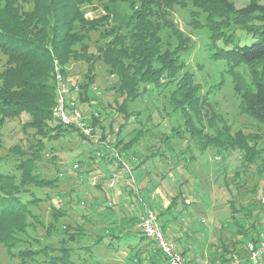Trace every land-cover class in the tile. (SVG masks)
Here are the masks:
<instances>
[{
	"label": "trees",
	"instance_id": "1",
	"mask_svg": "<svg viewBox=\"0 0 264 264\" xmlns=\"http://www.w3.org/2000/svg\"><path fill=\"white\" fill-rule=\"evenodd\" d=\"M95 2H98L104 13L98 17H87L86 5ZM186 2L187 0H0V51L7 56L3 66L0 64V126L7 118L28 113L31 117L25 125L35 128L34 140L27 149L15 144L6 157H0L1 161L7 162H10V155L17 157L16 162L10 164L13 165V171L0 172V243L5 245L11 257H18L25 264H106L95 253V246L102 244L116 250L125 248V261L129 264H169L154 241L138 227V212L133 206L138 199L128 186L124 189V194L133 202V209L129 210V215H124V208L120 217L107 202L111 215H105L104 211L100 215L108 219L109 225L103 227L94 239L90 237L83 240L88 237L84 227L70 223L63 224L58 233L60 237L56 240H42L31 233V227L44 224L33 208L43 200L50 199L51 192L45 189L55 187L60 179L59 175L48 177L39 170L38 163L43 160L44 151L49 150L50 160L57 163L59 155L51 143L61 137H71L68 133L73 132L78 133L83 141L91 143L95 154L90 155L91 161L99 149L77 127L60 123L53 116L57 98L56 60L59 61L68 84H78L79 99L98 109L99 116L92 119L93 125L102 129L103 138L106 139L109 135L114 138L112 143L126 154L133 153V145L146 134L142 127H129L133 119L131 117L139 112L130 111L128 105L152 85L167 87L175 107L182 109L184 115L188 114L182 125L173 127L169 134L161 135L166 147L161 146L156 150L152 148L153 151L146 154L134 170H138L147 161V157L160 156L167 161V154L173 155L175 152L172 144L175 136L184 139L189 136V139L184 147H180L183 148L178 151L181 154L173 161H182V154L191 151L193 142L203 150L210 145L218 148L236 147L244 152V156L250 161L247 163H256L255 157L264 152V146L259 147L256 143L257 135L246 134L241 130L230 131L226 124L224 128L215 127V134L206 130L202 112L208 103V97L202 93L198 95L201 85L195 81L194 74L185 68L184 55L192 48L190 37L169 17V10L175 4L185 6ZM192 2L195 9L188 15V25L207 28L212 57L223 59L227 70L235 75V91L240 98V110L264 122V0H241L240 4L237 0ZM163 27L170 30L167 38L162 35ZM96 33L98 36L92 44V36ZM74 61L87 64L79 81L71 76L70 65ZM101 62L106 65V71L113 80V94L117 92L113 101H103L99 96L100 92L98 93L100 89L94 83ZM243 64L251 71V79L238 70ZM165 77L167 79L164 81ZM93 85L98 90L93 89ZM109 108L112 118L106 122L103 115L105 109ZM209 122L210 125H215L211 119ZM127 135H131L128 140ZM252 140L255 141L254 144L251 143ZM132 156L136 158L135 153ZM78 161L83 166L84 162ZM178 165L177 162L176 166ZM70 169L75 171L77 182L80 178L84 180V175L89 171L74 169L73 165ZM61 172L63 171L60 174ZM141 177L144 178V175ZM228 178L225 174V187L232 186L227 181ZM97 186L102 188L103 184L98 183ZM156 187L159 184H144L143 199L146 202L151 201L149 195ZM236 188L242 190L246 187ZM255 189H251L253 194L246 198L250 211L245 212L249 218L254 215L255 218L247 219L248 226L239 224L241 228H238L244 236L253 234L250 239L264 235V202L257 197L259 192L254 194ZM262 189L264 191V187ZM182 193L183 191L171 195L167 207L160 205L162 210L158 212L159 219L168 239L172 233V223L180 219L177 207ZM183 198L187 199L186 194ZM123 200L129 207L128 200ZM80 203L79 198L76 204ZM175 209L177 212L173 211ZM172 211L174 215L169 217ZM67 215L69 213L65 208L54 206L53 216L56 221ZM129 222L134 227L127 226ZM52 227L53 225L50 231L46 229L51 235L54 233ZM235 241V247L222 246V254L215 261L212 260V264H216V261L225 263L232 251H243L246 241L242 240V244L239 239Z\"/></svg>",
	"mask_w": 264,
	"mask_h": 264
},
{
	"label": "rangeland",
	"instance_id": "2",
	"mask_svg": "<svg viewBox=\"0 0 264 264\" xmlns=\"http://www.w3.org/2000/svg\"><path fill=\"white\" fill-rule=\"evenodd\" d=\"M237 2L240 4L241 0H237ZM97 3L86 5L87 17H98L104 13V10ZM194 9L195 5L192 0H187L185 6L175 4L169 10V17L190 37L192 48L184 55L185 68L194 74L195 81L201 85V88L198 89L200 90L198 95L202 93L208 97V103L205 104L202 112L206 130L215 134L217 133V129L226 127L224 125L226 124L230 127V131L241 130L246 134L257 135L255 138L257 140L256 143L259 147H263L264 122L258 121L240 110V98L235 91V75L227 70V64L223 59H214L212 57L209 49L207 28L204 26L194 27L188 25L190 11ZM162 35L164 38L169 37L170 30L167 27H163ZM97 36L98 33L93 34L92 44L95 43ZM171 39L172 41L174 40L172 35ZM6 60L7 56L0 51V64L3 66ZM86 66L87 64L82 61L71 62V76L75 78V81H79L83 77V73L87 68ZM238 70L244 73L248 79H251L252 74L247 65L243 64ZM97 72L94 83L100 89L99 96L103 98V101H113L117 92L113 94V90L111 89L113 80L108 75L106 65L103 62L99 63ZM166 79L165 77L163 80L165 81ZM91 106L92 108L94 107L93 105ZM128 108L130 111L139 112L138 115L131 117L133 119L129 127H142L146 133L131 149L137 158L136 163V159L130 161L133 165L137 164L146 154L150 153L152 148L154 150L161 146L165 148L166 146H164L161 135L163 133L169 134L173 127L182 125L187 119L186 115H188L187 113L184 115L181 112L183 111L182 109L175 107L169 96V89L165 86L158 88L152 85L140 97L131 101ZM110 113V108L105 109L103 118L106 120L104 121L109 122L111 120L112 116ZM30 117V114L23 113L20 117L7 118L0 126V157H6L10 152V148L15 144L21 145L24 149L28 148L29 144L34 140L35 135V128L25 125V122ZM210 119L214 122V126L210 125ZM105 124L107 127L108 124ZM96 131L97 135H101L102 129L99 128L97 130L96 128ZM68 134L71 137H61L51 143L55 146L56 153L59 155L57 163L50 160L49 150L48 152L44 151V158L38 163L39 170L45 176H60L58 184L55 187L45 189V191L51 192L50 199L43 200L39 206L33 208L41 216L44 224H37L36 228L31 227L30 230L32 234L40 237L42 240L58 239L60 237L58 233L63 228L64 223L82 225L88 235L83 240H88L90 237L94 239L101 232V229H104L103 227L109 225L108 219H105L100 214L102 211L106 213L105 215L112 212L106 206L110 198L113 197L115 200L112 207L113 210H116V214L121 217L122 210L125 208L126 212H124V215H129V210L133 209L131 208L133 202H130L128 200L129 197L125 196L124 189L127 188L126 186L137 187L140 185V183H137L133 186L128 178L124 179L123 186L121 187V194L123 196L121 195V197L126 201L128 200L129 207H127L124 200L121 201L117 195L112 196L111 188L105 186L104 183H107V176L104 174L107 170L104 168L103 163L99 164L101 162L100 157L96 154V157L92 161L90 160V155L94 154L91 143L86 140L83 141L76 132ZM131 135H127V140ZM187 137L189 139V136ZM109 138L110 140L114 139L110 135ZM187 139L178 136L172 139V144L175 146V155L183 149L180 147L185 145ZM251 143L254 144L255 141L252 140ZM196 144L193 142L191 151L183 153L188 157L190 153H198L199 160L203 163V168L196 171L195 175H190L188 172H185L184 168L175 166L177 162H180L179 160L167 162L160 157L162 168L155 165L153 157H147L149 162L148 168L152 169V172L150 178L145 176L144 179L149 186L152 185V182L159 184L162 191L156 195H149L151 197V206L158 212L162 210V206L158 208L157 204L162 203L163 200L161 198L163 193L166 198H171V195L183 191L178 200L177 207L180 210V219L172 223L170 239L176 242L178 250L184 254L190 264H196V261L205 264L206 260L210 263L222 254V246L224 248L226 246L229 248L235 247L237 246L235 240L239 239L241 241L240 244H242L243 241H247L248 238L250 239L253 236V234L244 236L238 228H241L239 224H246L248 226L247 219L255 218V215L249 218V215L245 213L247 210L250 211L246 198L253 194L251 189L256 188L254 194L259 192L257 194L259 199L261 198L262 200L264 197L262 189L264 187V152L259 153L255 157L257 158L256 163H247L248 160L244 156V152L236 147L234 149L218 148L210 145L203 150ZM133 153L129 152L130 155ZM129 158L132 159V156L127 157V159ZM8 159L10 162L0 160V172L13 171V165L10 164H14L17 157L10 155ZM76 160L84 162L83 166H80L81 169L84 171L89 170L84 175V182L81 178L77 182L75 171L70 169ZM60 171L63 172L60 174ZM140 173L141 171L137 173L134 171L135 178L140 176ZM225 174L229 176L227 181L232 185L231 187H225ZM91 175H97L98 183L103 184L102 188L90 183L89 176ZM187 176L188 179H186V182H183L182 179ZM236 187L246 188L238 190ZM60 191L68 193V195H63L64 193L59 194ZM194 192L197 195L199 194V196L195 195ZM185 194L187 199H190L189 201L187 199L184 200L183 196ZM201 194L204 195L202 199ZM79 198L81 206L76 204ZM166 198L163 197L165 202L168 203V199ZM69 200L71 202H68ZM157 201L159 202L156 204ZM55 205L65 208L69 215L63 216L61 220L56 221L53 216ZM133 206L136 210L140 211L141 208L137 206V201ZM173 211L177 212L176 209ZM173 211L170 212L169 217L174 215ZM52 225L54 235H51L46 230L49 229L50 231ZM46 226L49 227L47 228ZM127 226L134 227L131 222ZM261 237L264 238V235L262 234ZM124 249L116 250L99 244L95 246V253L106 264H129L125 261L126 254ZM130 263L133 264L132 262ZM0 264L25 263H22L18 257H11L5 245L0 243Z\"/></svg>",
	"mask_w": 264,
	"mask_h": 264
},
{
	"label": "built area",
	"instance_id": "3",
	"mask_svg": "<svg viewBox=\"0 0 264 264\" xmlns=\"http://www.w3.org/2000/svg\"><path fill=\"white\" fill-rule=\"evenodd\" d=\"M56 70L57 98L56 104L53 107V116L55 119L65 125H74L87 137L92 139L98 145L99 149L96 151V154L101 160L110 159L112 163L114 161L109 173L106 175V184L109 188L116 189L121 193V187L123 186L125 178H128L133 186L136 185L137 178L134 176V166L130 163L135 158L120 150L119 147H116L109 136L105 139L103 138V133L101 135L96 134V128L98 130L100 127L94 126L92 119L95 116H99L98 109L92 108L90 104L79 99L78 92L80 89L78 84L72 83L73 86L68 84L61 72L58 60H56ZM93 89L98 90L95 85H93ZM130 156H132V159H127ZM72 165L74 169H79L81 166L78 160ZM96 176H89V181L93 185L98 184ZM129 188L137 195V206L141 207L140 211H137L139 225L144 234L154 241L166 256L169 264H190L184 254L178 250L176 242L168 239L166 236L159 219L158 211L151 206L150 202H146L143 199V194L139 186ZM262 200L264 202V197ZM114 201L113 197H111L108 201L109 205H113ZM228 257V260L223 264H264V238L248 239L244 244L243 251H232Z\"/></svg>",
	"mask_w": 264,
	"mask_h": 264
},
{
	"label": "crops",
	"instance_id": "4",
	"mask_svg": "<svg viewBox=\"0 0 264 264\" xmlns=\"http://www.w3.org/2000/svg\"><path fill=\"white\" fill-rule=\"evenodd\" d=\"M168 152V151H167ZM179 154H181V153H177L176 155L175 154H173V155H175V156H173V157H171L172 155H171V153H168L167 155L169 156V157H171V158H168V160H167V162H172L173 160H174V158L176 157V156H178ZM182 157H183V159H182V161H180L178 164V167L179 168H184V170H185V172H188L190 175H195V172L196 171H198V170H200V169H202L203 168V163L199 160V155H198V153L197 152H193V153H190L189 154V157L188 156H186L185 154H182ZM135 159H137V158H135ZM100 163L99 164H102L103 163V166H104V168L107 170V172L104 174V175H107L108 173H109V171H110V167L113 165V163H114V161H113V163L110 161V159H104V160H101L100 159ZM148 160L146 161V162H144L142 165H141V167H139V169L138 170H134V171H136V173L137 172H139V171H141V173H140V176H137V179H138V181H137V183H140V185H138L139 186V188L141 189V191H142V193L144 194V189H143V186H144V184L146 183L145 181V179L144 178H142L141 177V175H144V177L145 176H147L148 178H150V176H151V172H152V169H150V168H148L149 166H148ZM154 163H155V165H158V166H161L162 165V161L160 160V156H158V157H155L154 158ZM133 164V163H132ZM134 167L136 166V164L135 165H133ZM176 166V165H175ZM162 168H163V166H161ZM183 176H184V173H183ZM186 179H188V176L187 177H184V179H182V181L183 182H186ZM82 181L84 182V180L82 179ZM107 182V181H106ZM153 183V182H152ZM105 184V186L106 187H108L107 186V184L106 183H104ZM196 184V183H195ZM194 184V185H195ZM141 186V187H140ZM110 190H112L111 191V195L112 196H115V195H117L118 197H119V199L122 201L123 200V198L121 197V195L123 196V194H121V193H119L116 189H110ZM161 191V189H160V187H156L152 192H151V194H157V193H159ZM162 192V191H161ZM195 193V192H194ZM150 194V195H151ZM155 195H154V197H155ZM163 195H164V193H163ZM162 195V203L160 204V203H158L159 201H157L156 202V204L158 205V207H160V205H162L163 207H167L168 205H169V203H170V199L169 198H166L165 197V195L163 196ZM195 195H197V193H195ZM197 196H199V194L197 195ZM204 195H202L201 194V199H202V197H203ZM163 197L164 198H166V199H168V203L167 202H165V200L163 199ZM151 198V197H150ZM188 201L190 200V199H187ZM140 207V206H139ZM141 208V207H140ZM137 211V210H136ZM138 212V211H137ZM211 264H212V262H210ZM209 262H208V260H206L205 261V264H210ZM196 264H201L199 261L197 262L196 261ZM217 264H221V262H218L217 261Z\"/></svg>",
	"mask_w": 264,
	"mask_h": 264
}]
</instances>
